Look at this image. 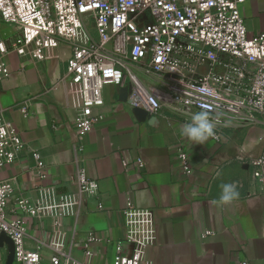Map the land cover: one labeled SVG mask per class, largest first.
<instances>
[{
	"label": "crops",
	"instance_id": "1",
	"mask_svg": "<svg viewBox=\"0 0 264 264\" xmlns=\"http://www.w3.org/2000/svg\"><path fill=\"white\" fill-rule=\"evenodd\" d=\"M239 11L249 36L264 32V0H244ZM16 34L14 25L0 19V40L8 48L0 54L8 70L0 81V108L25 147L15 162L0 167V180H11L8 215L24 218L25 246L39 249L42 264H49L52 246L88 264H112L113 245L124 238L127 201L153 211L156 240L146 249L152 264H264V181L254 178L249 163L264 147V113L255 124L226 128L222 143L209 138L203 145L192 144L181 135L186 124L181 119L164 112L153 125L140 122L124 95L108 84L102 104L93 108L102 119L79 134L77 100L65 75L69 47L60 44L48 59L20 56L9 49ZM138 77L165 89L163 77ZM178 145L188 154V174L179 164ZM79 167L97 181L103 209L81 194ZM226 183L235 184L238 192L229 202L220 198ZM41 186L78 195L75 213L57 223L24 215L17 197L34 200ZM87 234L94 239L87 241ZM0 264H17L11 262L4 235Z\"/></svg>",
	"mask_w": 264,
	"mask_h": 264
},
{
	"label": "built area",
	"instance_id": "2",
	"mask_svg": "<svg viewBox=\"0 0 264 264\" xmlns=\"http://www.w3.org/2000/svg\"><path fill=\"white\" fill-rule=\"evenodd\" d=\"M244 0H0V19L16 27L9 49L35 59L55 57L60 44L69 47L66 73L69 93L77 100L74 125L79 134L102 119L93 108L102 104L105 85L127 88L125 103L158 122L164 112L189 123L198 112H209L218 143L225 129L257 123L264 113V32L247 34L239 5ZM8 50L0 40V54ZM145 77H163L165 89L144 84ZM8 75L0 57V81ZM21 111L26 114L25 106ZM25 149L0 108V167L13 163ZM176 154L182 170L190 166L184 147ZM35 158L38 155L34 153ZM253 176L264 181V147L249 161ZM38 166L40 164L38 163ZM143 167V162L138 161ZM81 194L98 201V183L77 168ZM13 194L10 179L0 180V232L13 246L17 264H42L39 249L25 246L24 218L6 209ZM22 213L57 220L75 213L80 197L41 186L37 196L16 199ZM124 238L114 243L112 264H152L146 249L156 240L152 209L127 201L123 210ZM87 241L94 239L87 234ZM86 246V245H85ZM49 264H88L52 246ZM89 257L90 251H84Z\"/></svg>",
	"mask_w": 264,
	"mask_h": 264
},
{
	"label": "clouds",
	"instance_id": "3",
	"mask_svg": "<svg viewBox=\"0 0 264 264\" xmlns=\"http://www.w3.org/2000/svg\"><path fill=\"white\" fill-rule=\"evenodd\" d=\"M215 124L210 118L209 112L201 111L195 113L189 123H186L181 129V135L192 144H205L209 138L215 136ZM221 200L229 202L238 196L236 191V185L232 183H226L221 186Z\"/></svg>",
	"mask_w": 264,
	"mask_h": 264
},
{
	"label": "water",
	"instance_id": "4",
	"mask_svg": "<svg viewBox=\"0 0 264 264\" xmlns=\"http://www.w3.org/2000/svg\"><path fill=\"white\" fill-rule=\"evenodd\" d=\"M123 95H124V101H125V97H126V94H127V88H120L118 89ZM132 113L134 114V116L136 117V119L140 122H143L145 121V119L148 117V119H150V117L142 112L141 110H138V109H132L131 110ZM0 235H4L8 241V244H9V247H10V259H11V262L13 261V246H12V243L11 241L9 240V238L2 232H0Z\"/></svg>",
	"mask_w": 264,
	"mask_h": 264
}]
</instances>
